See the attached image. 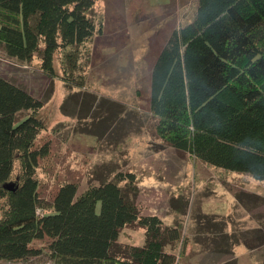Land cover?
<instances>
[{
	"label": "trees",
	"instance_id": "1",
	"mask_svg": "<svg viewBox=\"0 0 264 264\" xmlns=\"http://www.w3.org/2000/svg\"><path fill=\"white\" fill-rule=\"evenodd\" d=\"M96 3L0 0V43L18 60L37 57L48 75L83 85L80 46L102 31ZM151 75L150 107L165 142L264 178V0H198L195 18L172 32ZM43 106L0 75V261L38 256L42 249L32 242L48 239L52 264H175L167 246L181 232L158 215L140 214L132 172L80 194L67 181L47 209L38 168L49 150L36 145ZM24 110L30 113L19 119ZM134 223L146 229L145 243L121 246L122 229Z\"/></svg>",
	"mask_w": 264,
	"mask_h": 264
},
{
	"label": "rangeland",
	"instance_id": "2",
	"mask_svg": "<svg viewBox=\"0 0 264 264\" xmlns=\"http://www.w3.org/2000/svg\"><path fill=\"white\" fill-rule=\"evenodd\" d=\"M197 8L198 0H97L94 13L102 31L80 46L83 85L48 75L37 57L18 60L2 43L0 75L44 101L45 128L36 145L49 150L38 168L47 209L67 181L76 182L80 194L119 172H132L140 214L158 215L181 232V240L167 246L175 264H236L240 247L213 252V242L232 233L253 257L249 262L243 256L239 264H264V178L173 147L158 134L151 111L153 65L172 32L193 21ZM29 113L20 112L19 119ZM255 231L263 236L255 239ZM145 239L146 229L134 223L122 229L118 242L142 246ZM48 242H32L42 249L38 256L0 264H52Z\"/></svg>",
	"mask_w": 264,
	"mask_h": 264
},
{
	"label": "crops",
	"instance_id": "3",
	"mask_svg": "<svg viewBox=\"0 0 264 264\" xmlns=\"http://www.w3.org/2000/svg\"><path fill=\"white\" fill-rule=\"evenodd\" d=\"M262 226H264V225H262ZM220 233H222V232H220ZM220 233H217V235L220 234ZM261 234H262L261 231L260 232L259 231H255L254 232V235H255L254 238L256 239V238L262 237L263 235H261ZM240 237L241 236H239L238 233H232L230 235L221 237V239L217 240L216 242H213V245L215 243L213 252H215V251L219 252L220 251L223 254H228L226 248H228V247L232 248V247L237 246V247L241 248L240 251L237 252V257L239 258V260L241 261V257L245 256V257H247L249 262H252L253 261V257L251 255H249V253L245 252L244 249H245L246 244H245V242H243V240H241ZM245 239L246 238H244V240ZM239 262L237 261L236 264H239Z\"/></svg>",
	"mask_w": 264,
	"mask_h": 264
}]
</instances>
